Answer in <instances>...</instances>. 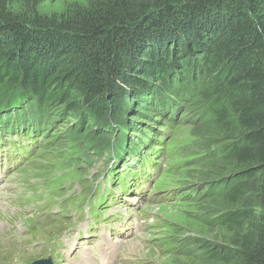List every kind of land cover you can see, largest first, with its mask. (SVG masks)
<instances>
[{"label": "trees", "instance_id": "trees-1", "mask_svg": "<svg viewBox=\"0 0 264 264\" xmlns=\"http://www.w3.org/2000/svg\"><path fill=\"white\" fill-rule=\"evenodd\" d=\"M14 1L0 0V103L20 92L63 118L57 107L67 100L70 112L81 107L97 123L122 119L127 91H140L160 108L179 103L188 114L179 127L192 114L174 79L199 76L219 138L203 156L218 164L192 160L221 179L208 215L221 242L207 260L264 264V0H88L59 16L38 13L41 0H20L19 11ZM190 141L183 154L202 153L204 143ZM189 187L196 192L186 201L210 191Z\"/></svg>", "mask_w": 264, "mask_h": 264}, {"label": "rangeland", "instance_id": "rangeland-1", "mask_svg": "<svg viewBox=\"0 0 264 264\" xmlns=\"http://www.w3.org/2000/svg\"><path fill=\"white\" fill-rule=\"evenodd\" d=\"M87 2L88 0H41L35 8L42 15L56 14V16H59L60 13L68 11L74 5L85 6ZM23 4L20 0H15L13 9L19 11ZM21 10H24V8ZM174 80L177 87L174 91L177 95L186 96L183 106H188L192 118L173 131L172 144L189 143L190 140H197L204 144L200 149L202 153L199 155L183 154L186 163L177 169L175 173L160 178L155 188L156 190H162L164 186L171 187L174 184H179L178 186H184V189H188L190 185L203 183L210 186V191L207 193L208 197H206L207 195L199 197L194 202L177 199L167 204L155 202L153 199L143 202L135 197L129 198L131 205H134L136 209H142L143 212L152 217L153 221H158L160 225L158 227L144 225L145 230L130 235L124 241L113 239L118 243V255L111 264H213L207 260V253L212 243L221 242V237L217 234L218 227L210 222L212 217L208 216L210 210L213 209L214 191L217 190L221 179L213 177L210 169H208L210 165L207 167L196 165L195 161H199V159L192 160L195 156L196 158L202 156L200 159L204 160L203 163L211 164L214 162L217 165L218 163L215 162L217 158L212 159L209 157V153L203 156V150L210 146L206 145L211 143L212 139L218 140L219 138L214 134V127L207 113V102L202 101L197 93L199 76L194 74L191 79L179 76ZM182 86H184V89ZM127 92L126 99H124L127 107L120 114L121 117H132L145 124L158 116L156 111H152V104L157 106L154 100L150 104L148 98L144 95L140 96V91L129 90ZM136 93L138 94L136 95ZM74 100L76 99H72V101ZM139 100L143 102L140 103ZM68 105L67 100L58 104L57 108L62 109L63 118H61V123L55 131L58 136L49 140L45 153L35 157V153L31 152L23 157L22 155L26 151L15 152L7 146L0 153V251H3L0 258L5 255H21L23 253L29 260L33 258L40 259L42 258L40 256L48 252L45 246L35 250L25 246L21 240L24 236L22 232L27 227L40 225L37 216H46V211L41 210L39 207L42 200L40 192H47V188L40 189V185L45 183V177L40 173L43 171L45 162L52 163L56 160V152L52 150L57 148L59 150L66 146L63 134L65 131L77 129V124L73 125L74 121L80 120L81 129L84 130H91L94 127V124L91 123L92 119L88 116V111H84L77 106L70 112L71 109H68ZM194 117H198V121L192 124L189 120ZM217 148L214 147V149ZM17 157L20 158V162L25 167L21 172L11 168L18 161V159H15ZM36 172L38 175L35 174ZM25 173H29L27 178L23 177ZM25 180L31 181V183L22 184ZM35 208L38 214L34 213ZM77 220L84 224L92 223L89 215L85 218L82 215ZM78 227L80 226L65 229L58 240V253L62 255L59 264H72V261L77 259V253L88 247V244L82 243L81 237L78 236ZM188 237L193 238L195 244L184 248L182 247L185 244L183 241ZM161 238L162 240L168 239V243L178 244L180 250L174 251L173 248H169L171 244L166 245L169 250L157 246L156 243ZM206 246L208 248L204 249ZM54 258L58 259L57 254L54 255ZM84 262L91 264L89 261Z\"/></svg>", "mask_w": 264, "mask_h": 264}, {"label": "bare ground", "instance_id": "bare-ground-1", "mask_svg": "<svg viewBox=\"0 0 264 264\" xmlns=\"http://www.w3.org/2000/svg\"><path fill=\"white\" fill-rule=\"evenodd\" d=\"M56 118H59V117H56ZM75 264H86V263L76 261Z\"/></svg>", "mask_w": 264, "mask_h": 264}, {"label": "water", "instance_id": "water-1", "mask_svg": "<svg viewBox=\"0 0 264 264\" xmlns=\"http://www.w3.org/2000/svg\"><path fill=\"white\" fill-rule=\"evenodd\" d=\"M33 264H44V263L40 262V261H37V262H34Z\"/></svg>", "mask_w": 264, "mask_h": 264}]
</instances>
